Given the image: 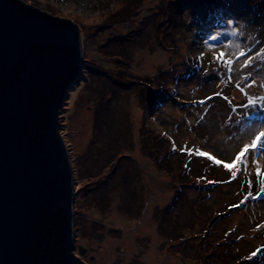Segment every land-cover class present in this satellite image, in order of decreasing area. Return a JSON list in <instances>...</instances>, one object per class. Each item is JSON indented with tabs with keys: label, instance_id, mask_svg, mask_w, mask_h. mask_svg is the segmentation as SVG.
<instances>
[{
	"label": "rangeland",
	"instance_id": "1",
	"mask_svg": "<svg viewBox=\"0 0 264 264\" xmlns=\"http://www.w3.org/2000/svg\"><path fill=\"white\" fill-rule=\"evenodd\" d=\"M22 1L81 35V71L59 108L75 253L264 264V0Z\"/></svg>",
	"mask_w": 264,
	"mask_h": 264
},
{
	"label": "water",
	"instance_id": "2",
	"mask_svg": "<svg viewBox=\"0 0 264 264\" xmlns=\"http://www.w3.org/2000/svg\"><path fill=\"white\" fill-rule=\"evenodd\" d=\"M82 57L73 21L0 0V264H86L88 250L74 249L73 171L59 126Z\"/></svg>",
	"mask_w": 264,
	"mask_h": 264
},
{
	"label": "trees",
	"instance_id": "3",
	"mask_svg": "<svg viewBox=\"0 0 264 264\" xmlns=\"http://www.w3.org/2000/svg\"><path fill=\"white\" fill-rule=\"evenodd\" d=\"M132 1H133V0H132ZM132 1H129V2H132ZM194 2H196L195 4H197L198 6H199V5H200V6H203V8H205L206 5L210 6V5L213 4L211 0H205V1L201 0V1H199L198 3H197V1H194ZM206 2H207V4L205 5ZM127 4H128V3H127ZM127 4H125V5H126L125 10H129V8H133V3H131V4L129 3V5H127ZM204 5H205V6H204ZM190 17H191L190 19H198L197 17L194 16V12H193V14L190 15ZM193 59H194V58H191V56L188 58L189 61H192ZM121 60H122V58H121ZM185 69H186V68H185ZM184 71H185V70H184ZM193 71H194V73H197L196 69H194ZM198 75H199V74H198ZM181 76H182V75H181ZM192 76H197V75H195V74L189 75V74H188L185 78H191ZM185 78H181V80H182V79H185ZM226 214H227V213H225V212H224V213H220L219 216H225ZM214 216H215V215H213V217H212L213 219H212V220L214 221V223H216L215 220H216L217 218L215 219ZM226 216H227V217H228V216L230 217V215H226ZM253 261L256 262V261H258V259H255V260H253ZM259 263H260V262H259Z\"/></svg>",
	"mask_w": 264,
	"mask_h": 264
},
{
	"label": "snow or ice",
	"instance_id": "4",
	"mask_svg": "<svg viewBox=\"0 0 264 264\" xmlns=\"http://www.w3.org/2000/svg\"><path fill=\"white\" fill-rule=\"evenodd\" d=\"M244 55H245V53L241 52V56H244ZM217 59H221V57L218 56ZM228 63L231 64L232 61H228ZM245 64L247 65V61H245ZM261 136H264V132H262V133H260L259 135H257L256 139H257V140H260V137H261ZM251 148H252V149H256V148H257V145H256L255 142L251 145ZM248 151H249V147H248V146H245L244 152H248ZM259 151H261L262 153H264V141H261L260 146H259ZM199 154H200L201 156H205V155H206L205 152H200ZM243 154H244V153L242 152V153H241V156H242ZM239 159H240V157H237V160H239ZM216 163H217V164H220V160H217ZM225 167H230V166H229V165H225ZM250 195H252V194L250 193Z\"/></svg>",
	"mask_w": 264,
	"mask_h": 264
}]
</instances>
